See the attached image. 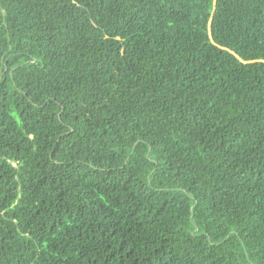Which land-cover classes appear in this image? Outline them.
Instances as JSON below:
<instances>
[{"label":"trees","instance_id":"1","mask_svg":"<svg viewBox=\"0 0 264 264\" xmlns=\"http://www.w3.org/2000/svg\"><path fill=\"white\" fill-rule=\"evenodd\" d=\"M0 264H264V0H0Z\"/></svg>","mask_w":264,"mask_h":264}]
</instances>
